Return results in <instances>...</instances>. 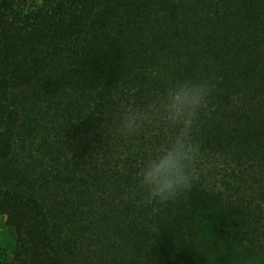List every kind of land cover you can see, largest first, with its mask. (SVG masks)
Instances as JSON below:
<instances>
[{"label":"trees","instance_id":"obj_1","mask_svg":"<svg viewBox=\"0 0 264 264\" xmlns=\"http://www.w3.org/2000/svg\"><path fill=\"white\" fill-rule=\"evenodd\" d=\"M216 88L191 190L149 202L144 157L174 130L109 131L170 82ZM3 264H264V0H0Z\"/></svg>","mask_w":264,"mask_h":264},{"label":"clouds","instance_id":"obj_2","mask_svg":"<svg viewBox=\"0 0 264 264\" xmlns=\"http://www.w3.org/2000/svg\"><path fill=\"white\" fill-rule=\"evenodd\" d=\"M215 88L213 79L199 75L170 82L158 95L150 114L127 106L110 124L114 127L109 131L124 137L138 134L153 121L174 130L167 142L149 152L139 165L135 179L147 201L175 202L191 190L196 160L192 130Z\"/></svg>","mask_w":264,"mask_h":264},{"label":"rangeland","instance_id":"obj_3","mask_svg":"<svg viewBox=\"0 0 264 264\" xmlns=\"http://www.w3.org/2000/svg\"><path fill=\"white\" fill-rule=\"evenodd\" d=\"M21 151L18 150L14 157L0 166V188H8L14 182L17 174ZM16 235L14 230L7 227L6 217L0 215V264L12 261L16 252Z\"/></svg>","mask_w":264,"mask_h":264}]
</instances>
